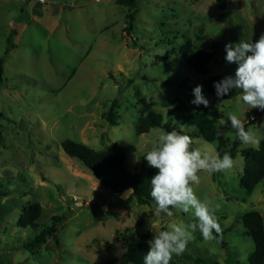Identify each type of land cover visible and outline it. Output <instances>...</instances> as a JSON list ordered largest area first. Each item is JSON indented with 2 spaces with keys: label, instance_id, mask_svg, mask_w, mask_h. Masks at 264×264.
Here are the masks:
<instances>
[{
  "label": "rangeland",
  "instance_id": "rangeland-1",
  "mask_svg": "<svg viewBox=\"0 0 264 264\" xmlns=\"http://www.w3.org/2000/svg\"><path fill=\"white\" fill-rule=\"evenodd\" d=\"M13 30L15 46L5 53ZM262 34L264 0H227L225 9L217 0H136L133 6L117 0H0V264L122 260L126 241L118 230L133 227L151 241L155 230L170 223L196 222L191 211L171 207L169 216L155 202L141 204L134 193L121 198L62 145L67 138L97 150L119 144L126 148L127 167L138 172L142 156L168 131L137 133L139 118L149 112L173 118L193 146L221 156L237 136L225 118L235 112L245 124L252 121L247 130L254 140L240 144L233 167L201 170L192 184L198 198L210 202L222 235L213 231L206 240L197 228L183 254L174 256L180 264H255V243L242 218L252 210L264 218V180L250 192L241 178L243 150L259 147L264 138V113L250 114L241 89L231 99L210 94L204 79L234 74L237 65L226 61L225 45L255 43ZM188 41L214 53L208 75L182 64ZM196 85H203L208 106L221 113L214 141L194 125L177 124L169 104L182 96L197 110L191 103ZM114 101L117 125L104 116ZM34 200L43 208L39 231L18 222L22 204ZM55 215L60 219L54 221ZM53 223L58 241L52 236L33 250H15Z\"/></svg>",
  "mask_w": 264,
  "mask_h": 264
},
{
  "label": "trees",
  "instance_id": "trees-1",
  "mask_svg": "<svg viewBox=\"0 0 264 264\" xmlns=\"http://www.w3.org/2000/svg\"><path fill=\"white\" fill-rule=\"evenodd\" d=\"M227 0H217L220 9H225ZM118 3L135 5L136 0H117ZM132 17V14L130 15ZM15 30L11 32L8 37L9 46L6 48L5 53H9L11 48L15 46L12 38ZM182 59L181 62L184 66L191 70L208 75L210 73V62L214 59V53L205 49H196L191 41L186 42L181 48ZM167 58V57H165ZM4 60L0 58V80L3 74ZM224 75L215 74L207 76L204 79L206 89L212 95H216L214 82L224 78ZM240 91L233 90L230 94L220 97L224 99H231L236 97ZM169 104L176 115V123L182 125H194L198 128L199 132L207 141H214L218 134L219 128L216 125V120L221 113L216 106H197V110H192L188 101L182 96H176L169 100ZM117 101H114L112 106L104 112L107 121L112 125L118 124L115 110ZM264 110L259 108L252 109L250 114L258 117L262 116ZM231 122L228 117L225 118ZM172 120L166 121L162 114L156 112H149L141 116L137 123V133L142 134L149 132L154 127H162L168 131L175 128ZM250 121L249 124H251ZM249 124H245L246 130ZM242 141L239 139L238 134L233 142L232 148L228 151L232 157L238 153L239 146ZM62 145L65 151L72 157L79 159L89 170H91L96 177L103 182L106 186L112 188L114 192L121 193L128 187L135 188V195L141 204L154 203L151 197V177L156 173L157 169L148 165L147 161L142 156L141 167L138 172L131 171L126 165L127 151L126 148L114 144L111 148L97 150L89 145L73 140L71 138L64 139ZM226 152V151H224ZM223 152V153H224ZM245 157L244 175L241 178V184L250 192L264 180V138L259 143V147H247L243 150ZM0 192V195H4ZM22 214L18 220L19 224L23 227H29L39 231V219L43 214L42 204L38 200L27 201L22 204ZM60 219V216L55 215L54 221ZM243 223L246 227L248 234L252 237L255 243L252 261L255 264H264V218L257 210L246 212L243 215ZM143 217L139 221L142 225ZM56 223L44 228L36 233L31 239L26 241L20 246L15 247V250L30 249L33 250L36 246L45 243L49 237L55 235ZM215 232V231H214ZM217 233V232H215ZM222 235L221 232L217 233ZM118 236L126 241V251L122 260L118 258H111L99 264H144V256L149 251L150 245L147 235L137 236L136 229L127 227L124 231L118 230ZM190 257L189 255H187ZM170 264H180L178 259L173 255ZM213 264H217L213 262Z\"/></svg>",
  "mask_w": 264,
  "mask_h": 264
},
{
  "label": "clouds",
  "instance_id": "clouds-1",
  "mask_svg": "<svg viewBox=\"0 0 264 264\" xmlns=\"http://www.w3.org/2000/svg\"><path fill=\"white\" fill-rule=\"evenodd\" d=\"M225 50L226 61L237 67L234 74L214 82L217 97L241 89L243 94L240 99L246 105L251 109L264 110V34L255 43L246 40L229 42ZM193 95L192 104L209 105L203 85H196ZM229 119L243 143L253 142L252 133L245 127L246 120L235 112L229 115ZM143 158L150 167L157 169L150 182L151 197L159 212L171 216V207H177L184 212L191 211L196 218V222L189 226L170 223L167 230H155L154 239L149 241V251L144 256V264H170L173 255L183 254L197 228L206 240L214 238L213 231H221L210 202L198 198L192 184L199 182V171L227 170L233 167L234 161L228 151L221 156L193 146L192 137L178 129L161 133Z\"/></svg>",
  "mask_w": 264,
  "mask_h": 264
},
{
  "label": "water",
  "instance_id": "water-1",
  "mask_svg": "<svg viewBox=\"0 0 264 264\" xmlns=\"http://www.w3.org/2000/svg\"><path fill=\"white\" fill-rule=\"evenodd\" d=\"M118 193V192H116ZM135 193V188L134 187H128L125 189L123 192L118 193L121 198L127 199L131 194Z\"/></svg>",
  "mask_w": 264,
  "mask_h": 264
},
{
  "label": "built area",
  "instance_id": "built-area-1",
  "mask_svg": "<svg viewBox=\"0 0 264 264\" xmlns=\"http://www.w3.org/2000/svg\"><path fill=\"white\" fill-rule=\"evenodd\" d=\"M40 1L44 2V0H40Z\"/></svg>",
  "mask_w": 264,
  "mask_h": 264
}]
</instances>
